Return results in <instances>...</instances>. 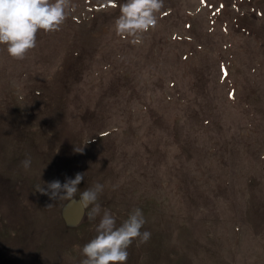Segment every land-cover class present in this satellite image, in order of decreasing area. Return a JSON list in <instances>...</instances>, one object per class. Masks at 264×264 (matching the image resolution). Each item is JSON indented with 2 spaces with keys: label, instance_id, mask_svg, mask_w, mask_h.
<instances>
[{
  "label": "rangeland",
  "instance_id": "1",
  "mask_svg": "<svg viewBox=\"0 0 264 264\" xmlns=\"http://www.w3.org/2000/svg\"><path fill=\"white\" fill-rule=\"evenodd\" d=\"M122 2L72 0L24 59L0 45V264H80L95 183L151 233L126 264H264V0H164L137 36ZM78 172L74 198L36 190Z\"/></svg>",
  "mask_w": 264,
  "mask_h": 264
},
{
  "label": "clouds",
  "instance_id": "2",
  "mask_svg": "<svg viewBox=\"0 0 264 264\" xmlns=\"http://www.w3.org/2000/svg\"><path fill=\"white\" fill-rule=\"evenodd\" d=\"M164 6V0H123L119 4V15L114 21V29L120 35L137 36L154 29L158 22L157 14ZM73 11L72 0H0V45L14 59H24L37 44V33L55 32ZM27 170L31 158L21 161ZM84 173H76L74 178L66 177L64 182L53 180L37 186L36 190L47 195L51 201L70 199L79 191L78 185L84 180ZM103 185L95 183L80 192V202L89 220L100 216L95 225L96 235L86 242L80 252V264H126L128 248L134 240L147 242L151 233L141 231L146 220L140 208L129 212L119 225L110 210L102 209L97 202ZM49 203L46 207H50ZM102 213V215H101Z\"/></svg>",
  "mask_w": 264,
  "mask_h": 264
},
{
  "label": "water",
  "instance_id": "3",
  "mask_svg": "<svg viewBox=\"0 0 264 264\" xmlns=\"http://www.w3.org/2000/svg\"><path fill=\"white\" fill-rule=\"evenodd\" d=\"M84 212H85V208L82 207L81 210H80V212H79V214H78V216H77V219H78L77 221L80 220V218L82 217V215L84 214Z\"/></svg>",
  "mask_w": 264,
  "mask_h": 264
}]
</instances>
